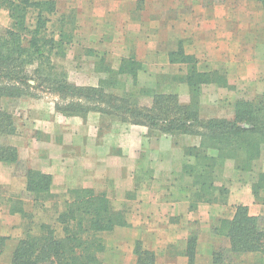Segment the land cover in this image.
Here are the masks:
<instances>
[{"label": "crops", "instance_id": "obj_1", "mask_svg": "<svg viewBox=\"0 0 264 264\" xmlns=\"http://www.w3.org/2000/svg\"><path fill=\"white\" fill-rule=\"evenodd\" d=\"M147 1L155 4V9L148 14V18H155L153 20L140 19L136 11L140 0H103L102 11L93 13L92 22L98 25L102 19L100 25H107L103 31L131 34L136 59L153 78L163 69L179 66L170 63L169 54L177 51L180 44L188 54L198 58L200 69L203 62L213 66L212 70H220L216 65L227 63L231 74V66H264V55L259 53L256 43L257 34L264 32L260 30L264 26L252 23L253 10L260 9L264 15L263 3L259 0H246L245 11L250 23L243 30L244 42L238 36L237 22L230 8L218 5L205 8L197 0ZM127 41L118 43L121 49H126ZM236 46L242 47L238 53ZM122 59L116 65L119 66ZM245 78L248 83L264 80V68L244 74ZM149 82L150 88L159 93L178 94L183 104L191 101L186 84L171 81L158 86L156 79ZM127 88L129 92L140 94V89L134 85ZM144 99L151 101L146 105L151 107L152 98ZM19 103L26 112V121L18 119L17 133L9 137V142L19 150L25 166L53 176L52 194L60 199L59 209L63 208L70 190L88 188L107 193L115 207L126 212L129 227L122 233L135 245H126L129 242L122 240L126 241L123 246L120 244L122 264H138L135 254L138 241L144 250L155 253V264H189L185 253L191 237L197 238L194 264H214V252L230 248L226 237L214 233L221 220H232L239 205L248 207L253 216H264V189L258 197L252 190L257 175L264 174V147L252 173L238 171L232 160L218 168L216 184L230 192L226 202L200 204L195 211H190L192 182L183 168L194 161L184 155L182 147H199L200 136L174 139L157 132L150 136L146 127L114 121L101 113L91 112L85 118L67 117L56 113L50 103L36 104L33 100ZM33 110L38 113L35 119L31 116ZM201 116L216 117L207 116L203 102ZM16 169L15 165L0 162V191L4 187L14 194L26 192L24 173L17 174ZM25 203L23 209L29 213ZM12 207V203H0V238L15 242L12 249L0 252V258H8V264L25 232L23 214L12 213ZM55 216L54 223L57 214ZM262 258L264 253H251L235 260L236 264H256L254 259Z\"/></svg>", "mask_w": 264, "mask_h": 264}, {"label": "trees", "instance_id": "obj_2", "mask_svg": "<svg viewBox=\"0 0 264 264\" xmlns=\"http://www.w3.org/2000/svg\"><path fill=\"white\" fill-rule=\"evenodd\" d=\"M259 1L264 6V0ZM2 9L9 12L12 26L0 35V106L3 99L35 98L33 91L41 89L69 100L64 106L57 105V111L67 117L85 118L97 112L125 124L146 127L150 136L155 132L174 139L200 136L199 147H182L184 155L194 161L183 168L192 182L190 211H195L200 204L226 202L228 188L216 184V172L224 162L234 161L235 168L244 173L255 171L264 147V94L253 100H236L233 118H203V87L215 85L227 89L228 75L221 70L201 71L198 58L188 54L183 44L169 57L171 64L185 67V74L173 79L188 86L189 104H183L178 94L159 93L151 88H141L139 95L128 93L119 78L132 77L138 86L143 66L135 57L124 59L118 71L103 69L109 76L98 87H78L68 81L65 73H59L53 63V57L59 53L56 51L66 49L63 38L57 42L48 33V23L58 11L57 2L0 0ZM120 90L122 93L118 94ZM142 97H151L152 106L142 105ZM16 133L14 116L1 110L0 162L22 169L27 180L26 193L36 206L44 207L54 198V178L25 166L19 150L9 142V137ZM263 189L264 174H258L252 185L253 194L258 197ZM68 195L63 208L60 210L57 206L54 224L42 223L38 232H34L32 224H27L23 238L15 246L11 264H104L102 255L108 247L104 235L129 227L126 212L117 209L105 192L80 188L70 190ZM21 205L13 206L12 213L31 218ZM214 233L230 242V248L214 252V264H225L246 254L264 253V216L251 215L246 206H237L234 218L221 220ZM3 241L0 238V243ZM196 243L195 237L188 241L185 254L189 264L195 262ZM135 254L138 264L156 263V255L144 250L140 241L136 243Z\"/></svg>", "mask_w": 264, "mask_h": 264}, {"label": "rangeland", "instance_id": "obj_3", "mask_svg": "<svg viewBox=\"0 0 264 264\" xmlns=\"http://www.w3.org/2000/svg\"><path fill=\"white\" fill-rule=\"evenodd\" d=\"M55 1L57 2L58 11L51 17V21L48 23V33L50 35H54L57 42H59L60 39L63 38L64 49H66L64 51H56L59 53L58 55H55L53 57V63L57 67V71L59 73L63 72L67 75L68 81L71 84H74L78 87H98L100 81L103 79L105 80L109 76L108 73L103 69L107 67L111 68L113 71H118L124 59H129L132 57L136 58L134 50L131 47V45H134V37L131 34H124V36L122 33H110L107 31H103V29L107 25H100L102 23V19L100 20V24H93L92 20L93 18H95L93 17V13L95 12L99 14L102 11L101 7H103L105 3L103 2V0ZM197 2L205 8L212 5L230 8L232 18L237 22L238 36H240V38H242V41L244 42L245 33H243V30H245L246 24L250 23V18L247 17L245 11V9L247 8L246 0H197ZM190 3L192 4V1ZM150 6L151 8H149ZM154 9L155 4L147 0H140V2H138L136 6V11H138L137 14L140 15V19L144 21H148V14L151 13ZM253 12L255 13V15L253 16L252 23L264 26V15H261L262 11L260 9H257L253 10ZM32 15L33 14H31L29 22L30 25H32L33 23ZM97 18L102 17L97 15ZM148 19L153 20L155 18L150 17ZM11 26L12 20L10 18L9 12L5 9H2L0 11V35H4L6 31L11 28ZM260 30L264 31V29ZM257 36L258 40H256V43L258 46V51L260 54L263 53L264 55V32L257 34ZM123 41L128 42L126 49H121L118 45V43H121ZM240 49H242V47ZM240 49H238V46L235 47V51L237 50V53ZM124 54L125 56H123ZM102 58L106 61L105 64L102 62ZM121 58L123 59L121 60L120 65H116L117 61ZM140 63L143 66V63ZM216 66L221 71L227 73L229 87L227 89H222L215 85L204 86L201 104L202 102L204 103L205 112L209 117L216 116L233 118L234 103L236 100H253L264 92V80H258L256 82L248 83L246 81V78L244 79V74H250L252 72L254 73L255 69H260L261 67L264 68V66H250V68H246L245 66H240V68L231 66L232 74L229 71L230 65H228L227 63H225L224 65ZM177 68L179 73L175 74ZM204 68H211V70L214 69L213 66L208 65L207 62L202 63L201 69ZM31 70L33 69L31 68ZM183 74H185V67H180L179 65L176 68L174 67V69H163V72L158 74L156 78H153L152 75H150L143 66L138 75V86L134 85L132 77L129 76L120 77L119 81L122 85L124 84V89L128 93H132L127 90L128 85H134L137 87V89H141L144 87L150 88L151 83L149 82V80L153 79L157 80L158 86L162 84L166 85L168 83H171V81L175 82V80L173 79L175 76H180ZM31 84L34 85L35 83L32 81ZM33 93L36 95L35 98L25 97L22 99H3L1 101L0 111L4 110L11 113L14 116L17 125L19 118L21 119V121H26L24 119L26 116V112L23 111L24 107L19 105L21 104L19 103V101L33 100L36 104H49L51 101H53L50 103V106L53 107L56 113L64 115L63 113L57 111V105L60 104L64 106L68 104L69 100H62L59 95L50 92H44L41 89H36L33 91ZM117 93L121 94L122 90L118 91ZM144 98L145 97H142V99H140L142 105L146 106L151 104L150 100H145ZM37 115V111L33 110V113L31 115L32 118L35 119ZM109 119L117 121L111 117H109ZM16 170L17 174L22 173V169L17 168ZM3 174L4 173L2 171V175ZM24 201L27 203H25ZM2 202L12 203L13 206L17 205V207L21 205L20 203H23L21 206H24V203L27 204V210L29 212L28 214L31 215V218H25L23 228L25 230L27 224H32L34 232H38L39 226L40 224H42V222L54 224V220L56 217L55 215L58 211L57 206L60 202V199L53 198L49 200L43 208H40V206H33L32 200L26 192L14 194L7 191L4 187H1L0 203ZM28 202L31 203L29 204ZM125 231L126 230L124 228H118L114 232L104 235L108 246L106 252L102 255L104 264H122L120 263V261L122 260V248L120 247V244H122L123 246V243L127 241L129 243H127L126 245H131L132 247H134L135 243L133 241L126 240V235H124L125 233H122ZM123 239L126 241L123 242ZM14 245V241L7 242L5 240L0 243V252L8 250L9 248L12 249ZM6 261L8 262V258H0V264H8ZM236 261L237 260L232 259V261L225 264H236ZM254 261L256 262V264H259V262L260 264H264V258L254 259ZM127 264L130 263L128 262Z\"/></svg>", "mask_w": 264, "mask_h": 264}]
</instances>
